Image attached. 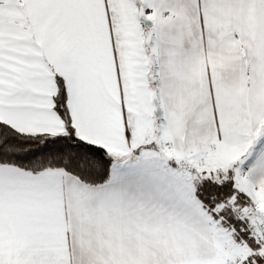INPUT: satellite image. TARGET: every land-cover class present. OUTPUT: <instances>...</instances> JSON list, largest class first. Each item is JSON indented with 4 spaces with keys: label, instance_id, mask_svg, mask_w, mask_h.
<instances>
[{
    "label": "snow or ice",
    "instance_id": "6c2138e0",
    "mask_svg": "<svg viewBox=\"0 0 264 264\" xmlns=\"http://www.w3.org/2000/svg\"><path fill=\"white\" fill-rule=\"evenodd\" d=\"M0 264H264V0H0Z\"/></svg>",
    "mask_w": 264,
    "mask_h": 264
}]
</instances>
